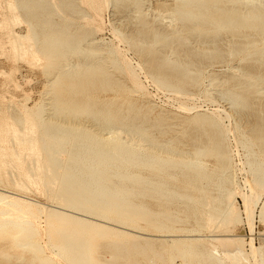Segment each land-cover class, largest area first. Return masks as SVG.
I'll return each mask as SVG.
<instances>
[{"label":"bare ground","instance_id":"obj_1","mask_svg":"<svg viewBox=\"0 0 264 264\" xmlns=\"http://www.w3.org/2000/svg\"><path fill=\"white\" fill-rule=\"evenodd\" d=\"M76 1L77 0H0V29H5L8 34L11 33L10 28L8 26V17L6 14L7 9L12 14L15 25H20L21 21L23 20L28 25V31L26 34H20L16 32L11 33V35L13 36L10 42L11 51L15 54L18 49L21 48L20 41L22 40L33 41L34 44H37V46L40 44L39 39L41 37L39 39L37 38L39 34L36 33V26L34 25L37 23L25 20L24 16L21 13L22 11L26 10L28 7H33V9H42L45 14V11L47 9L48 11H50L51 14L53 13L55 17V13H58L55 11L57 8L59 9L61 7L66 6L69 7L70 12H72L74 10L73 8L77 6ZM110 1L115 7L121 4L125 5L127 4L126 2L129 0H106V5L109 4ZM155 1L156 0H154V2ZM88 2L93 11V16L90 17L93 25L90 26L91 23L86 24L87 21H85L86 26L89 25L91 29L89 32L82 36L81 40L75 41V44L74 46H72V49L77 48L76 51H79L78 48L83 47L84 49L82 48L83 50L79 51L80 53H83V51L87 52V54L88 52L90 53V51H100L101 53V51H105L103 47L107 45H103V42L100 43V40H97V36H95V30L101 29V0H88ZM134 2L141 4V0H134ZM174 2L176 9L172 11L173 16L170 13L171 17H169L172 18L171 21L176 20L182 22L183 28L185 27L189 31V33L187 32L188 34L185 38H182L183 36L179 38L178 44L180 45V47L183 46L185 47V49L187 47H191L189 45L192 43V41L190 43L191 38L194 39L200 46V42L203 45L207 46V49L203 51L198 50L193 54L196 60L197 58H199L200 63L205 58L212 61L218 57H221L220 60L222 63V61H224V57H226L224 55H227L224 54L220 48L214 46L218 41L216 42L215 39L211 42L205 40V38L207 37L206 34L209 31H207V33L202 31H196V28L199 27V25H196L200 22L203 21L202 23H204L205 21H208V24L210 25L216 21L220 22L221 25L217 27L218 32L219 30L224 29L231 36L240 40L238 46L237 44L236 46L235 44H233V47L237 55L241 54L243 57L244 54V57L240 59L242 61H245V64L240 63L241 65L239 64L240 66H237V70L245 78H242L243 82H240V84L235 83L234 86L232 85V87H235V85L237 84L240 88L238 90H243L244 92L241 93L242 91H239L240 93H235L237 92V90L235 91L233 89L227 88L228 86L223 90L216 91L219 86V88L222 89L221 83L225 86V83H227L228 81L225 77L219 78L214 76V78L209 79V82L207 84L208 89L204 88L207 90L204 91V93L206 92L207 94V92L213 93V91H216V93H219L221 99L229 103V106L231 108L236 107L235 105L238 104V102L239 104L241 102V104L243 103V107H241V104L239 105L241 107L240 112H242L243 108V110L248 113V94L250 95V93L253 92L258 95L263 94L264 97V87L258 86L264 84V72H262V69L264 70V0H174ZM143 3H145L144 0ZM5 4L7 6H5ZM144 5L147 6L148 4L145 3ZM156 5L153 6L155 7ZM48 6L50 7L49 9ZM208 7L211 8L210 18L207 16L208 13L205 11ZM33 9H30L29 16L36 17V15L39 14H36V12L33 15L31 13L33 12ZM80 9L74 12L80 15L81 13H83ZM149 9L147 8V10ZM48 11L46 14H48ZM133 11L132 13H134ZM70 12L66 14L69 15ZM136 12L138 13L139 10H136ZM50 13L49 15L51 16ZM61 13H65V11L63 12L62 10ZM61 13L58 14L61 15ZM124 13H122L123 17L125 16ZM143 13L142 15H144ZM53 14L51 17H53ZM87 14H85V16ZM63 15L61 16L67 18L66 15ZM46 16L48 17V15ZM126 16L130 17V15L128 16V14ZM160 17L162 16L160 15ZM72 18H74V16ZM80 18H82L83 20L87 19L83 17ZM150 18L149 21H151ZM131 19H133V17ZM47 20L48 19H46V21ZM137 20L135 19V21ZM140 20L138 21L140 22ZM53 21L55 20L53 19ZM168 21L171 22L170 20ZM64 22L70 23L69 20H66ZM174 22L172 23L174 24ZM44 23L45 22H43V24ZM48 23L49 22H46L47 25H49ZM72 23L75 24V22ZM38 24L40 25V23ZM169 24L173 25L171 23ZM169 24L167 26H169ZM184 24H190L191 26H184ZM139 25H137L136 28H138ZM60 27H63L62 24L60 25ZM150 27H146L147 31L150 32L146 33V29H143L142 31H145V34L151 36V39L153 41H151L152 44H154V42L157 43L158 39L162 40V38H159V33L155 29H151ZM12 28L14 27L12 26ZM40 28L43 29L45 28V26H41ZM47 28L48 26L44 31H47ZM59 28L57 26L56 30H59ZM115 28L117 27H114V29ZM119 28L121 30V27ZM63 29L65 31L64 27ZM168 29H171V27ZM197 29L201 30V28ZM49 30L50 29L48 28V32ZM212 31H214V34L216 36V29ZM222 31H220V34L218 35H221ZM138 32L140 33V31ZM174 32L176 31L174 30ZM39 33H41V31H39ZM47 33L45 35H47ZM51 33L52 32H49V34ZM70 35H72V33ZM51 36H56V34H51ZM58 36H62L61 33ZM163 36H165V32ZM175 36L177 37L176 33ZM46 37L47 36L43 38ZM116 37L118 39L117 41H121L120 37L122 36L117 35ZM176 37L173 38L178 39ZM220 37L223 36L221 35ZM43 38H41V40ZM136 38L138 39L139 36ZM165 38L167 40L169 36L168 38ZM217 38H219V36ZM51 39L49 38V41L51 43H49L50 46L52 45L54 48L59 46V41H57L58 39L55 40L53 39V37H51ZM8 40L9 38L7 37V41ZM166 40L163 39L162 41L165 42ZM165 44H167V42H165ZM169 46L171 47L170 43L166 47ZM48 48L49 47H47V49ZM106 48L107 53H104L111 54L114 57V60L118 63L120 70L127 73L128 77H130L129 80L132 81V88L130 87L132 92L138 93L139 91H143L144 87L140 82H138L137 79L139 77L138 75H136L137 73L133 69V66L127 61L128 58L126 57V55L124 58H122V60H120L118 55V49H116L114 46ZM139 49L145 50V48L143 49L142 47ZM174 49H176V47ZM150 50L149 52H151ZM143 52L144 51H142V53ZM149 52L147 53V57L150 56ZM63 54L64 52L62 53V55ZM70 54L72 53L70 52ZM100 55L101 57L103 56V54ZM138 55L140 56V53ZM228 55H233V52L230 51ZM67 57L66 59L69 58ZM104 57L105 56H103L102 60H104ZM159 57L160 54L158 56V53L154 54L152 58L148 57L150 58L149 60L145 56V62L143 61V64L137 63L139 69H143L145 73L148 74L151 79H153L158 89H167L180 94L181 92H184V85L190 84L195 86L199 83L197 76L198 71L197 73H190L189 71L191 70L188 71L189 68H193V70H196L193 65L197 62H194V64H191L189 62V64L186 65H184L182 62H179L174 68H168L166 66L167 62L164 61V59L161 60V58H164V56H162L161 58ZM231 58H233V56H231ZM106 59L107 58H105V60ZM228 61H230V59ZM102 62L104 63V61ZM75 63L67 64L66 61V66L61 74H66L65 76L67 78H71V74H68V71L73 70L70 68L74 67ZM113 64L114 63H112V66H114ZM231 65L233 67V64ZM100 69L102 70L99 72L100 82L110 83L113 78L112 74L106 73L105 70H103L104 68L102 69L100 67ZM117 69L115 70L117 71ZM89 70L92 71L91 68ZM109 70L111 71V67ZM232 70L229 69V71ZM84 71L85 70L82 71L83 74ZM86 71L87 74L88 72H90L88 71V69ZM97 71H99V69ZM216 73L218 72H215L214 75H216ZM237 74L234 75L238 77L239 75ZM155 75L156 77H154ZM59 77L61 76L55 75L54 80ZM201 79L202 78H200V80ZM216 82L220 85L216 84ZM214 84L215 86L213 87L217 88L216 90H213L211 89L212 87H210V85L212 86ZM227 84L230 83L228 82ZM217 85L218 87H216ZM255 86H257V88ZM75 87V84H71L70 86L71 89H74ZM71 89L69 91L73 92ZM68 94L70 93L68 92ZM183 94H181V96H183ZM178 96L180 97V95ZM188 96L187 97L190 99L195 98V96ZM200 96L198 97L200 98ZM27 97L29 98L28 94ZM53 97V100L50 98V100L53 101L52 103H45L44 99H39L40 101H36L32 106H28V104H26L27 102H22L20 104L21 108H17L19 112V116L17 117L0 116V181L4 180L5 178H7V180L8 178H12L10 184L13 185L12 187L18 190H24L25 188H29V190L31 191L30 188H34V190L43 188L47 191L46 193H49V195L53 194V199L57 200L60 205L62 204L67 208L64 209L63 207H57L59 209L66 210L59 211L60 213L58 212V216L60 217L59 220L62 221V225L64 224V222H66L67 224L72 226L71 229L65 228L64 226H62L61 228L55 227L52 231H49L46 234L48 243L46 245L52 248V254H54V256L58 259V261L56 262H59L60 258H64V260L68 264H172L174 260L178 257H187L189 264H247L244 253V245L246 244L244 241V234H238V232L232 234L228 232L229 235L232 236V239H218L220 238H216L218 234L216 235V233H213L217 230L219 225L229 226L228 224L230 223H234L235 225V222H240V220H242V218L240 219V215L243 209L238 206L237 197H242L245 200V205L243 206H245L244 208L247 216L246 219L248 221L250 229H254V215H257V218L259 217V221L264 222V160L260 157L261 155H258V153H262V151H255V148L252 147L254 143H252L247 136L245 137L243 135V137H241L243 139L239 140L241 141L239 145L243 151L244 161L241 163L242 166L239 167V160H237V163L235 161L236 159H234V155H237L233 154L234 151L232 143L234 142L231 143L229 140V136H227L230 131L234 133V125L238 124L235 123V121L233 122V119L231 117L234 115L235 112H237V109L235 111L234 109H231L232 111H234V113L232 112L233 115H230L231 112L225 113L226 119H228V121L230 122V125L228 123L229 126H227L223 123L221 116L219 115L220 112L218 113L217 110L211 111L210 114H205L200 113L198 111L199 108L197 109L194 103H192L193 105H186L187 103L181 104L180 107L186 110V113L192 112L186 117H184L183 125L184 128L185 125L187 126V130H191V132H194V137H192L193 140L190 142L191 149H180L177 147V149H174L172 147L173 138L163 140L159 138L160 134L165 133L166 127L173 125L172 123L166 122V111L161 110L159 111L160 113H158L157 116L151 117L153 105H148V102L145 99H142V102L144 104L140 108L136 106L138 109L130 108L127 113H124L121 111L120 108L115 109L114 107L109 106L107 103L102 104L98 100H80L76 99L75 97H63V99H61L57 104L55 95ZM255 97L257 98L256 95ZM25 101H27V99H25ZM255 102L254 104H256ZM11 103L14 104V102ZM17 103L18 102H16V104ZM236 108H238V106ZM7 110V108L6 110H0V113H5L7 112ZM260 110L258 108L257 111L253 112L254 123L252 121L251 124H254L255 126V121L257 120V124L259 125L256 124L257 129L253 127V131H251V134L255 131L264 132V117L262 116L263 114ZM14 115L16 116V113ZM80 115H86L85 117L91 119L93 125L89 126L87 124L89 126L87 127L86 125H80V121L78 123L77 121L75 122V119H77V117H79ZM68 116L71 117V119ZM250 120H252V118H250ZM176 124H174V126H176ZM246 124L251 125L250 121ZM179 125L180 123L178 124V126ZM132 134H136L138 138L135 137L136 139H133ZM180 134V136H185V133ZM248 134H250V131H248ZM257 134L255 133V135L257 136V141L260 140L262 144H264V138L260 136L261 134ZM252 135L254 136V133ZM177 136L175 137V139L179 143H181L183 147V145L185 144L184 141H180V136L178 138ZM256 136L254 137L256 138ZM262 144H259L260 147L258 149L262 147ZM234 146L237 147V145ZM208 152L210 154L209 157L214 155V164H211L208 161V155L206 157V154ZM42 153H44V157L42 156ZM172 154H174L177 159H174ZM183 154H186V156ZM177 177H180L183 180L180 183L178 182L179 184L175 183L177 181L174 182ZM5 188L3 189L0 185V256L3 257L2 259L5 258L7 261L14 260L16 261V263L20 264L26 260L24 252L28 253L32 250L35 253L40 254V257H38V263L41 264L42 262L43 264V262L49 259L48 257L50 255H42L44 250L42 249V244L38 242V237L40 235L38 232L39 220L37 218V215H35L32 209L29 207V202H31L32 200L30 201V198L23 195H19L15 192V190L13 192L9 190V188ZM43 189L42 191H44ZM245 189H247L246 191L249 190V192H245ZM177 200H186V205L184 208H186L187 211L181 210L179 207L174 205V202ZM58 205L59 204H57V206ZM7 208L16 212L17 215L12 217L6 214L7 212H5V210ZM10 210L9 212H11ZM46 210L48 211V209ZM43 211L45 212V210ZM67 211H69L70 213H66ZM110 213H113L117 218L112 219L108 215ZM108 220L115 222L116 225L111 224ZM137 220L143 221L145 223V226L147 225L150 228L152 227L159 232H166L171 229L173 231H188L191 232V235L188 236L189 238L185 239H182V236V238L180 239H162L155 238V236L154 238H150L151 234L149 235V237H146L142 235L144 233L139 230L140 227L137 223ZM141 221H139V224ZM224 226L222 227V229L224 228ZM235 227L236 226H234V229ZM203 229H208V232H210V234L201 233V230ZM79 230L80 233L77 232ZM218 231H221V229L219 230L218 228ZM226 231L231 232V229H227ZM163 236H165V234H163ZM99 239L104 240V242H97ZM208 240H214L216 241V244L212 243L213 241L209 242ZM218 246H220V251L218 249ZM249 246V255L255 260H259L261 263L264 264V245L256 246L255 244H253L252 241H250ZM15 247L20 248L21 252H16L14 250ZM46 248L47 247H45V249ZM50 251L46 250V252ZM251 257H249L248 259H250ZM29 258L30 257H28V259ZM48 261H50V264H55L53 263L55 259L52 260L53 262H51V260ZM62 261L63 260H61V262ZM184 263L187 264V262ZM255 264H257V262Z\"/></svg>","mask_w":264,"mask_h":264},{"label":"rangeland","instance_id":"obj_2","mask_svg":"<svg viewBox=\"0 0 264 264\" xmlns=\"http://www.w3.org/2000/svg\"><path fill=\"white\" fill-rule=\"evenodd\" d=\"M80 1H81V3H80ZM132 1V2H131ZM150 1V2H149ZM77 2V6L75 7V8H73L74 10L72 11V9H71V11L73 12V14H72V12H70V8L69 7H66V6H64V7H61V8H57L55 11L56 12H58V13H61V11L63 10V12L65 11V13H61V15H63V16H67V18L66 17H62L61 15H59L58 13H55V17H54V14H53V17H51L52 16V14L50 13V11H48L47 9H46V13H47V11H48V14H44V12L42 11V9H36V8H34L33 9V7L32 8H27L26 10H24V11H22L21 13H22V15L24 16V18H25V20H29V21H32L33 23H40V25L38 24V28H37V24H34L35 26H36V28H35V30H36V33H38L37 35V38L39 39L40 37L41 38H43V37H45V36H47L46 38H43L42 40H41V38L39 39V45L37 46V44H34V42L33 41H26V40H22V41H20V45H21V48H19L18 49V51L14 54L12 51H11V40H12V38H13V36L11 35V33H20V34H26L27 33V31H28V25L25 23V21L23 20V21H21V24L20 25H15V23H14V21H13V16H12V14L10 13V11L7 9L6 10V14H7V17H8V26H9V28H10V31H11V33L10 34H8L7 33V31L5 30V29H0V35H2V36H0V110H6V108L8 109L7 110V112H1L0 113V116L1 117H5V116H9V117H17V116H19V112H18V110H17V108H21V103L22 102H27L26 104H28V106H32L36 101L38 102V101H40L41 99H44V101H45V103H52L53 101H51L50 100V98L53 100V96L55 95V97H56V102H57V104L59 103V101L61 100V99H63V97H65V98H76V99H80V100H84V99H90V100H98V101H100L102 104H105V103H107L109 106H112V107H114L115 109L116 108H120L121 109V111L122 112H124V113H127L128 112V110L131 108H135V109H138V108H140L144 103L142 102V99H145L147 102H148V105H153V111H152V113H151V117H154V116H157V114L158 113H160L159 111H161V110H165L166 111V113H165V117H166V122L167 123H172L173 125H171V126H169V127H166V131H165V133H163V134H160L159 135V138L160 139H170V138H173V141H172V147L174 148V149H177V148H180V149H191V146H190V142L193 140V138L192 137H194V132H191V130H187L188 128H187V126L185 125V128H184V117H186L187 115H189L190 113H192V112H189V113H186L187 111L186 110H184V109H182L181 107H180V105L181 104H186V105H188V104H190V105H193L192 103H194L195 105H196V108L198 109V111L200 112V113H205V114H210L211 113V111H218V113H219V115L221 116V119H222V121H223V123L224 124H226L227 126H229L230 125V122L228 121V119H226V114L225 113H230L231 112V114L230 115H233V113H234V111L236 110L237 112H235L234 113V115L233 116H231L232 117V119H233V122L235 121V123H238V124H240V125H238V124H236V125H234V133L233 132H229L228 134H227V136H229V140H230V142L232 143V142H234V143H232V145H233V154H237V155H234V159H236L235 161L237 162V160H239V167H241L242 166V162L244 161V156H243V151H242V148L240 147V143H241V141H239V140H242L243 138H241V137H243V135L246 137H248L249 139H250V141L252 142V143H254V145L252 146L253 148H255V151H262V153H258V155L264 160V150H262V149H264V144H262V142L259 140V141H257V136L255 135V133L257 134V135H259V134H261L260 136L261 137H263L264 138V132H252V134L254 133V136H256V138L251 134V131H253V127H255L256 129H257V127H256V124H257V120L255 121L256 123H255V126H254V124H251L252 123V121H253V123H254V117H253V112L254 111H257L258 110V108H259V110L261 111V113L263 114L262 116L264 117V107H263V105H264V97H263V94H260V95H258V94H256V93H250V95L248 94V99L250 100V102H249V100H248V103H247V105H248V107H249V109H248V107H247V112L248 113H246L244 110H243V108H242V112H240L241 111V107H243L242 106V104H241V102H240V104H241V107L239 106L240 104H239V102H238V104H236L235 106L237 107L238 106V108H236V107H234V108H231L230 106H229V103L226 101H224L223 99H221L220 98V96H219V93H216V91H220V90H223V89H225L227 86V88H230V89H233V90H237V92H235V93H240L241 91V93H243L244 91L243 90H238V89H240L239 87H238V85L236 84L235 85V87H232V85L234 86V84L235 83H238V84H240V82H243V80H242V78L244 79L245 77L237 70V66H240L242 63L243 64H245V61H242L241 59L244 57V54H243V57H242V55L241 54H236L235 53V51H234V45L233 44H235V46H236V44H237V46H238V43H239V39L238 38H235V37H233V36H231L229 33H227V31L226 30H224V29H222V30H219V32L220 31H222V33H221V35L223 36V37H220L221 35H218V34H220L218 31H217V27L218 26H220L221 24H220V22H214V23H212L211 25L210 24H208L209 22L208 21H205L204 23H202V22H200L199 24H197L196 26H198L199 25V27H197V28H201V30L200 29H197L196 28V31H202V32H206L207 33V31H209L207 34H206V38H205V40L206 41H212V40H214L215 39V41L217 42L214 46H216V47H218V48H220L222 51H223V53L224 54H227V55H224V56H226V57H224V61H222V63H221V60H220V58L221 57H218V58H216V59H214V60H208V59H203L202 61H201V63L199 62V58H197V60H196V58L193 56V54H194V52H196V51H203V50H205V49H207V46H205V45H203L201 42H200V44H201V46L194 40V39H190V43H191V41H192V43L191 44H189L191 47H187L186 49H185V47H183V46H181L180 47V45L178 44L179 43V38H181L182 36V38H185L186 36H187V34L189 33V31H188V29L187 28H183V24H182V22H180V21H176V20H173V21H171L172 20V18H170L171 17V14H172V16H173V12L172 11H174L175 9H176V7H175V2H174V0H156L155 2H154V0H144V2L146 3V4H148L147 6H145L144 4L145 3H143V0H141V4H139V3H135L134 2V0H129V1H127L126 3L127 4H125V5H117V6H119V7H117V6H113L112 5V3H111V1H110V3L109 4H107L106 5V0H101V4H102V12H101V19H100V27H101V29H96L95 30V36H97L96 37V39L97 40H100L99 42L101 43V42H103L104 44L103 45H106V46H104L103 47V49L105 50L104 52H106L107 53V48L106 47H110V46H114L116 49H118L119 51H118V55H119V59L120 60H122V58H124L125 57V55H126V57L128 58V60H127V58H126V60L129 62V64H131L132 66H133V69L135 70V72L137 73H135L136 75H138V82H140L142 85H143V87H144V89H143V91H139L138 93H136V92H132V90H131V88H132V81L131 80H129L130 79V77H128V75H127V73H125L124 71H122V70H120V68H119V65H118V63L114 60V57L111 55V54H106V53H104L103 51H101V53H100V51H90V53H92V54H90L89 52H88V54H87V52H85V51H83V53H80L79 51H82L83 49L82 48H78L79 49V51H76L77 50V48H74V49H72V46H74V44H75V41L77 40H81L82 39V36L84 35V34H86L87 32H89L90 31V29H91V25H93V23L91 22V16H93L92 14H93V11H92V9H91V7H90V4H89V2H88V0H77L76 1ZM168 2V3H167ZM174 4H173V3ZM142 3H143V5H144V7H143V5H142ZM154 3V4H153ZM163 3V4H162ZM165 3V4H164ZM157 4V5H156ZM172 4V5H171ZM153 5H156L155 7L153 6ZM164 5H166V6H163ZM5 6H7L6 4H5ZM151 6V7H150ZM169 6H172V7H169ZM77 7H79V8H77ZM107 7V8H106ZM122 7V8H121ZM140 7V8H139ZM149 7H150V9H149ZM153 7V8H152ZM50 7L48 6V9H49ZM77 8V9H76ZM81 8V9H80ZM83 8V9H82ZM85 8V9H84ZM132 8V9H131ZM134 8H135V10H134ZM144 8H146V9H144ZM147 8L149 9V10H147ZM158 8V9H157ZM168 8V9H167ZM169 8H170V10L171 9H173V10H169ZM30 9H33V12H31L33 15L36 13V14H39V15H36V17H34V18H36V19H34L32 16H29V11H30ZM36 9V10H35ZM82 10V12L83 13H85V14H87L88 12V14L85 16V14H83V13H81L80 15L79 14H77L76 12H74V11H78V10ZM118 9V10H117ZM124 11H123V10ZM129 11H127V10ZM141 9V10H140ZM142 9H143V11H142ZM159 9H160V11H159ZM165 9V10H164ZM208 9V10H207ZM58 10V11H57ZM84 10V11H83ZM123 12H122V11ZM131 10V11H130ZM134 10V11H133ZM136 10H139V14L136 12ZM167 10V11H166ZM169 10V11H168ZM67 11H69L70 12V16L68 15V14H66V13H69V12H67ZM87 11V12H86ZM132 11L134 12V13H132ZM146 11V12H145ZM163 11V12H162ZM165 11V12H164ZM208 14H207V16L210 18L211 17V8H206V10H205ZM39 12H41V13H39ZM126 12H128V13H125ZM130 12H131V14H130ZM144 12V13H143ZM49 13L51 14V16L49 15ZM74 13H76V14H74ZM91 13V14H90ZM122 13H124V17H123V14ZM142 13L144 14V15H142ZM146 13V14H145ZM148 13V14H147ZM171 13V14H170ZM60 16H58V15ZM85 16H83V15ZM128 14V16L130 15V17H127L126 15ZM134 14V15H133ZM139 16H138V15ZM154 14H155V16H154ZM41 15H44V16H41ZM46 15H48V17L46 16ZM82 15V16H81ZM137 15V16H136ZM141 15V16H140ZM146 15H147V17H146ZM149 15V16H148ZM160 15L162 16V17H160ZM166 15H168V16H166ZM74 16V18H72ZM80 16V17H83V18H90V19H86V20H83L82 18H78V17ZM87 16H89V17H87ZM144 18H143V17ZM150 16H151V18H150ZM170 16V17H169ZM43 17H44V19H43ZM47 17V18H46ZM56 17H59V18H56ZM133 17V19H131ZM136 17V18H135ZM142 17V18H141ZM150 18V20L151 21H149V18ZM156 17H158V18H156ZM38 18H39V21H38ZM41 18V19H40ZM68 21L69 20V22L70 23H67V22H64V21H66L65 19ZM128 18V19H127ZM139 18V19H138ZM140 18H141V20H140ZM161 18V19H160ZM163 18V19H162ZM166 18H168V19H166ZM34 19V20H33ZM46 19H48L47 21H46ZM50 19H52V20H50ZM53 19L55 20V21H53ZM64 19V20H63ZM135 19L137 20H140V22L137 20V21H135ZM146 21H145V20ZM148 19V20H147ZM0 20H1V11H0ZM35 20H37V21H35ZM42 20V21H41ZM83 22H82V21ZM168 20H170L171 22H169ZM51 21V22H50ZM81 21V22H80ZM85 21H87L86 22V24L87 23H91L90 24V26L89 25H87L86 26V24H85ZM90 21V22H89ZM144 21V22H143ZM148 21V22H147ZM153 21V22H152ZM156 21V22H155ZM166 21V22H165ZM175 21V22H174ZM43 22H45L44 24H43ZM46 22H49L48 24L49 25H47L46 24ZM55 24H54V23ZM62 22H64V23H62ZM72 22H75V24H73ZM142 22V23H141ZM172 22H174V24L172 23ZM178 24H177V23ZM207 22V23H206ZM14 23V24H13ZM41 23H42V25H41ZM76 23H78V24H76ZM148 23V24H147ZM151 23H153V24H151ZM169 23H171V24H173V25H170ZM206 23V24H205ZM218 23V24H217ZM58 24V25H57ZM62 24V26L65 28V31L67 32H65L64 31V29H63V27H60V25ZM65 24V25H64ZM85 24V25H84ZM141 26H140V25ZM143 24V25H142ZM155 24V25H154ZM165 24V25H164ZM169 24V26H167ZM208 24V25H207ZM45 26V28H43V29H41L40 27L42 26V27H44ZM55 25H57L58 26V28H59V30L57 29L56 30V28H57V26H55ZM78 25V26H77ZM137 25H139V27L138 28H136L137 27ZM148 25V26H147ZM191 26L190 24H184V26ZM215 25H216V27H215ZM12 26L14 27V28H12ZM40 26V27H39ZM48 26V28L50 29L49 30V32H52L51 34L52 35H55L56 34V36H51V34H49V32H48V28H47V31H44V30H46V27ZM50 26H53V27H56V28H53V27H50ZM66 26V27H65ZM74 26H75V28H74ZM80 26V27H79ZM86 26V27H85ZM151 26V27H150ZM160 26V27H159ZM166 26V27H165ZM212 26H214V27H212ZM69 27V28H68ZM72 27H73V29H72ZM114 27H117V28H115L114 29ZM119 27H121V30H120V28ZM143 27V28H142ZM145 27V28H144ZM151 28V29H155L158 33H159V38H162V40L163 39H165L166 40V38L165 37H167L168 38V36H169V38L165 41V42H167V44H165V42L164 41H162L161 39H158L157 40V43L156 42H154V44H152V39H151V36L150 35H147V34H145V31L143 32L142 30L144 29H146V33H148V32H150V31H147V28ZM153 27V28H152ZM157 27H158V29H157ZM171 27V29H168V28H170ZM175 27V28H174ZM178 28V29H177ZM52 29H53V31H52ZM61 29H62V31H61ZM115 31H117V32H115ZM117 29V30H116ZM138 29H141V30H138ZM163 29V30H162ZM167 29V30H166ZM216 29V32H217V35L215 36V34H214V31H212V30H215ZM38 30V31H37ZM76 30H77V32H76ZM172 30V31H171ZM174 30L176 31V32H174ZM181 30V31H180ZM39 31H41V33H39ZM58 31V32H57ZM71 31V32H70ZM137 31V32H136ZM138 31H140V33L138 32ZM161 31V32H160ZM210 31H211V33H210ZM42 32H43V34H42ZM48 32V33H47ZM61 33V35L62 36H58V35H60V33ZM74 32V33H73ZM76 32V33H75ZM119 32V33H118ZM164 32H165V36H163L164 35ZM177 32H178V34H177ZM188 32V33H187ZM213 32V33H212ZM215 32V33H216ZM4 33V34H3ZM47 33V35H45ZM57 33H59V34H57ZM63 33V34H62ZM72 33V35H70V34ZM116 33H117V35H120V36H122V37H120L121 38V41H117L118 39H117V35H116ZM145 34V37H144V34ZM175 33H176V35H177V37L175 36ZM180 33V34H179ZM182 33V34H181ZM225 33V34H224ZM69 34V35H68ZM74 34V35H73ZM98 34V35H97ZM123 34V35H122ZM141 34V35H140ZM172 34H174V35H172ZM208 34H209V36H208ZM230 35V36H228V35ZM5 35V36H4ZM68 37H67V36ZM113 35V36H112ZM127 35V36H126ZM129 35V36H128ZM136 35H138L139 36V38L137 39L136 37H138V36H136ZM172 36V38H171V36ZM212 35V36H211ZM10 36V37H9ZM43 36V37H42ZM49 36V37H48ZM53 37V39H55V40H57V41H59L58 42V45L59 46H57L56 48H54L52 45V47L50 46V41H49V38L51 39V37ZM64 36H66V37H64ZM73 36V37H72ZM141 36V37H140ZM215 36V37H214ZM219 36V38H217ZM6 37V38H5ZM7 37L9 38V40L7 41ZM56 37V38H55ZM58 37V38H57ZM70 37H71V39H70ZM116 37V38H115ZM176 37V38H178V39H174V38ZM144 38V39H143ZM146 38H149V39H146ZM217 38V39H216ZM222 38V39H221ZM231 38H232V40H231ZM4 39V40H3ZM116 39V40H115ZM151 39V40H150ZM233 39H235V40H233ZM238 39V40H237ZM6 40V41H5ZM64 40V41H63ZM146 40V41H145ZM159 40H161V41H159ZM41 41H44V42H41ZM46 41H49V42H46ZM51 41H52V39H51ZM107 41V42H106ZM109 41H111V42H109ZM142 41V42H141ZM152 41V42H151ZM159 41V42H158ZM169 41V42H168ZM171 41V42H170ZM7 42V43H6ZM64 42V43H63ZM66 42V43H65ZM106 42V43H105ZM149 42V43H148ZM161 42V43H160ZM231 42V43H230ZM232 42H234V43H232ZM48 43V44H47ZM50 43V44H49ZM156 43V44H155ZM170 43V45H171V47L169 46V47H166V46H168V44ZM3 44V45H2ZM18 44V43H17ZM160 44V45H159ZM195 44V45H194ZM197 44V45H196ZM67 45V46H66ZM116 45V46H115ZM141 46V45H144V46H141L143 49L145 48V50H142V49H139V48H141V47H139V46ZM153 45V46H152ZM166 45V46H165ZM178 45V46H177ZM228 45V46H227ZM137 46V47H136ZM147 46V47H146ZM154 46H155V48H154ZM161 46V47H160ZM164 48H163V47ZM173 46V47H172ZM194 46V47H193ZM213 46V47H214ZM4 47V48H3ZM47 47H49L48 49H47ZM60 47V48H59ZM133 47V48H132ZM137 49H136V48ZM150 47V48H149ZM157 47H159V48H157ZM176 47V49H174ZM178 47H179V49H178ZM233 47V48H232ZM51 48H52V51H54V52H52L51 51ZM54 48V49H53ZM58 48V49H57ZM69 48V49H68ZM192 48V49H191ZM203 48V49H202ZM223 48V49H222ZM236 48V47H235ZM56 49V50H55ZM71 49V50H70ZM136 49V50H135ZM150 49H153V50H150L151 52H149V50ZM154 49H156V50H154ZM164 49V50H163ZM66 50V51H65ZM166 50V51H165ZM167 50H169V51H167ZM176 50V51H175ZM184 50V51H183ZM194 50V51H193ZM49 51V52H48ZM55 51H57V52H55ZM60 51V52H59ZM68 51H69V53H68ZM77 52V54H76V52ZM137 51H141V52H137ZM142 51H144L143 53H142ZM149 52V54H150V56H148V57H153L154 56V54H157L158 53V56H159V54H160V57L159 58H161L162 56H164V58L162 57L161 58V60H163L164 59V61H166L167 62V65H166V62H165V65L168 67V68H174L175 66H176V64L177 63H179V62H182L184 65H186V64H189V62L192 64H194V62L196 63V64H194L193 65V67H195L196 68V70H193V68H189L188 69V71L189 70H191V71H189L190 73H192V72H196L197 73V71H198V73H197V76H198V81H199V83L197 84V85H190V84H186V85H184V88H183V93L181 92L180 94L179 93H175V92H173V91H171V90H167V89H158L157 87H156V85H155V83H154V81H153V79H151V77H149L148 76V74H146L145 73V71L142 69V70H140L139 69V67L137 66V63H141V64H143L144 62H145V56H146V58L149 60L150 58H148L147 57V53ZM162 51V52H161ZM175 51V52H174ZM186 51V52H185ZM230 51H232L233 52V55H231V56H233V58H231V56H229L228 55V53L230 52ZM48 52V53H47ZM53 54H52V53ZM64 52V54L62 55V53ZM70 52L72 53V54H70ZM79 52V53H78ZM103 52V53H102ZM127 52V53H126ZM137 52V53H136ZM193 52V53H192ZM51 53V54H50ZM61 53V54H60ZM75 53V54H74ZM109 53V52H108ZM121 53V54H120ZM140 53V56L138 55ZM57 54V55H56ZM86 54V55H85ZM100 54H103V56H105L104 57V60H102L103 59V56L101 57V55ZM144 54V55H143ZM161 54H163V55H161ZM175 54H177V55H175ZM184 54V55H183ZM69 55V56H68ZM99 55V56H98ZM142 55H143V57H142ZM186 55H188V56H186ZM235 55V56H234ZM241 55V56H240ZM52 56H54V57H52ZM69 58H68V57ZM88 56V57H87ZM97 56V57H99V58H95V57ZM109 56V57H108ZM190 56V57H189ZM229 56V57H228ZM52 57V58H51ZM59 57V58H58ZM66 57L68 58V59H66ZM90 57V58H89ZM100 57H101V59H100ZM121 57V58H120ZM187 57V58H186ZM194 57V58H193ZM105 58H107L106 60H105ZM111 58V59H110ZM133 58V59H132ZM141 58H143V59H141ZM173 58V59H172ZM241 58V59H240ZM70 59V60H69ZM98 59H99V61H100V63H99V61H98ZM226 59H227V61H226ZM230 59V61H228ZM50 60V61H49ZM56 60V61H55ZM98 62H97V61ZM104 61V63L102 62V61ZM107 60H108V62H107ZM112 60V61H111ZM157 60H158V58H157ZM196 60V61H195ZM205 60V61H204ZM207 60V61H206ZM234 60H235V62H234ZM239 60H241V61H239ZM47 61H49V62H47ZM65 61V62H64ZM66 61H67V64H70V63H75V66L74 67H72V68H70V69H73V70H69L68 71V74H71V78H67L64 74L62 75L61 73H62V71L64 70V68H65V66H66ZM71 61V62H70ZM111 61V62H110ZM141 61V62H140ZM144 61V62H143ZM233 61V62H232ZM239 61V62H238ZM69 62V63H68ZM88 62H90V63H88ZM116 62V63H115ZM213 62V63H212ZM231 62V63H230ZM87 63H88V65H87ZM111 63V64H110ZM112 63H114L113 65L114 66H112ZM203 63H204V65H203ZM230 63V64H229ZM241 63V64H240ZM91 64V65H90ZM98 64H100V65H98ZM117 64V65H116ZM231 64H233V67H232V65ZM240 64V65H239ZM87 65V66H86ZM103 65H104V67H103ZM197 65H199V66H197ZM55 66V67H54ZM61 67V69H60V67ZM99 66V67H98ZM115 66H116V68H115ZM131 66V67H132ZM170 66V67H169ZM228 66V67H227ZM100 67L103 69V70H105V72L106 73H108V74H112V76H113V78H112V81L110 82V83H105V82H100V80H99V72L100 71H102L101 69H100ZM106 67V68H105ZM108 67V68H107ZM110 67H111V71L109 70L110 69ZM138 67V68H137ZM187 67V66H186ZM199 67H200V69H199ZM203 67H204V69H203ZM232 67V68H231ZM86 68V69H85ZM91 68V70L92 71H90L89 69ZM117 69V71L115 70V69ZM234 68V69H233ZM77 69V70H76ZM88 69V71H90V72H88V74H87V70ZM99 69V71H97ZM229 69L230 70H232V71H229ZM76 70V71H75ZM83 70H85L84 71V74L82 73V71ZM95 70V71H94ZM109 70V71H108ZM113 70V71H112ZM223 70V71H222ZM229 72H228V71ZM236 70V71H235ZM78 71H80V72H78ZM199 71H201V72H199ZM235 71V72H234ZM111 72V73H110ZM215 72H218V73H216V75H214L215 74ZM226 72V73H225ZM238 74H237V73ZM262 72H264V70L262 69ZM139 73V74H138ZM10 74V75H9ZM82 74V75H81ZM123 74V75H122ZM224 74H226V75H224ZM237 74V75H239L238 77H236L235 75ZM61 76V77H59V78H57V79H55L54 80V76ZM74 75V76H73ZM213 77H212V76ZM220 75V76H219ZM222 75V76H221ZM232 75V76H231ZM89 76V77H88ZM147 76V77H146ZM200 76V77H199ZM214 76L215 77H219V78H227V81L230 83V84H227V83H225V86L221 83V88L222 89H220L219 87H218V85H220V84H218L217 82H216V84H218L216 87H218V89L217 88H215V87H213V86H215V84L214 85H210V87H212L211 89H213V90H216V91H213V93L212 92H207V94H206V92L204 93V91H207L206 89H208V82H209V79H212V78H214ZM228 76H229V78H228ZM231 76V77H230ZM72 77H74V78H72ZM154 77H156V75L154 76ZM235 77V78H234ZM79 78H81V79H79ZM91 78V79H90ZM200 78H202L201 80H200ZM239 78H241V79H239ZM83 79H85V80H83ZM149 79V80H148ZM228 79H230V80H228ZM241 80V81H239V80ZM52 80V81H51ZM77 80H78V82H77ZM221 80V79H220ZM234 80H236V81H234ZM50 81H51V83H50ZM62 81V82H61ZM230 81H232V82H230ZM59 82H61V83H59ZM73 82V83H72ZM67 83V84H66ZM59 84V85H58ZM71 84H75L76 85V87L74 88V89H71L70 88V86H71ZM106 85H107V87H106ZM155 85V86H154ZM230 85V86H229ZM187 86H189V87H187ZM191 86V87H190ZM194 86V87H193ZM207 86V87H206ZM258 86H261V87H264V84H261V85H258ZM131 87V88H130ZM186 87V88H185ZM197 89H196V88ZM201 87V88H200ZM256 88H257V86H255ZM73 91V92H70L69 90L70 89ZM97 88H99V89H97ZM192 88V89H191ZM194 88V89H193ZM204 88H206V89H204ZM110 89V90H109ZM127 89V90H126ZM200 89V90H199ZM53 90V91H52ZM103 92H102V91ZM147 90V91H146ZM160 90V91H159ZM59 91V92H58ZM99 91V92H98ZM128 91V92H127ZM149 91V92H148ZM240 91V92H239ZM26 92H28V93H26ZM49 92V93H48ZM68 92L70 93V94H68ZM91 92V93H90ZM187 92V93H186ZM190 92V93H189ZM199 92V93H198ZM202 92V93H201ZM52 93V94H51ZM176 95H175V94ZM204 93V94H203ZM212 93V94H211ZM24 94H25V96H24ZM27 94H28V96H29V98L27 97ZM90 94V95H89ZM149 94V95H148ZM180 95V97L178 96V95ZM181 94H183V96H181ZM210 94V95H209ZM213 94H215V95H213ZM217 94V95H216ZM83 97H82V96ZM105 95V96H104ZM188 95H190V96H195V98H193V99H190V98H188L189 96ZM201 95V96H200ZM212 95V96H211ZM255 95L257 96V98L255 97ZM15 96V97H14ZM18 96H19V98H18ZM126 96H128V97H126ZM149 96V97H148ZM186 96V97H185ZM188 96V97H187ZM197 96V97H196ZM198 96H200V98L198 97ZM250 96V97H249ZM258 96H260V97H258ZM21 97V98H20ZM25 98V99H27V101H25V99H23V98ZM43 97V98H42ZM93 97V98H92ZM114 97V98H113ZM118 97V98H117ZM172 97V98H171ZM219 97V98H218ZM261 97H263V98H261ZM13 98V99H12ZM16 98V99H15ZM106 98V99H105ZM188 98V99H187ZM210 98V99H209ZM11 99V100H10ZM40 99V100H39ZM138 99V100H137ZM149 99H150V101H149ZM187 99V100H186ZM254 99V100H253ZM255 99H257V100H255ZM130 101V102H129ZM186 101V102H185ZM255 101H257V102H255ZM10 102V103H9ZM11 102H14V104L13 103H11ZM16 102H18L17 104H16ZM181 102V103H180ZM185 102V103H184ZM254 102L256 103V104H254ZM7 103H9L10 105H12V106H10L9 104H7ZM250 103V104H249ZM140 104V105H139ZM258 104V105H257ZM18 105V106H17ZM134 105V106H133ZM139 105V106H138ZM178 105H179V107H178ZM202 105V106H201ZM257 105V106H256ZM260 105V106H259ZM16 107V108H14V107ZM118 106V107H117ZM138 108H137V107ZM158 106H160V107H158ZM252 106V107H251ZM48 107V106H47ZM251 107V108H250ZM258 107V108H257ZM263 107V108H262ZM13 110H12V109ZM127 108V109H126ZM155 108H157V109H155ZM257 108V109H256ZM159 109V110H158ZM169 111H168V110ZM213 109V110H212ZM222 109H224V110H222ZM229 109V110H228ZM234 109V111H232V110ZM158 110V111H157ZM16 111V112H15ZM222 111V112H221ZM224 111H226V112H224ZM238 111H239V113H238ZM155 112H156V114H155ZM233 112V113H232ZM252 112V113H251ZM16 113V116L14 115ZM181 114H182V116H181ZM222 114V115H221ZM35 115V114H34ZM84 115V114H83ZM83 115H80L79 117H77V119H75V122L77 121V123L79 122L80 123V125H86L87 127H89L90 125H93V122L91 121V119H88V118H86L85 116H83ZM173 115H175V116H173ZM235 116V117H234ZM69 117V116H68ZM82 117V118H81ZM168 117V118H167ZM169 117H171L172 119H173V121H172V119L171 118H169ZM238 117V118H237ZM240 117V118H239ZM247 117V118H246ZM248 117H250V118H252V120H250V118H248ZM70 119H71V117H69ZM68 118V119H69ZM177 118H179V119H177ZM183 118V119H182ZM224 118V119H223ZM245 118V119H244ZM177 121H176V120ZM235 119V120H234ZM239 119V120H238ZM178 120H179V122H178ZM249 122L250 121V124L252 125H249V124H246L247 122ZM170 121V122H169ZM172 121V122H171ZM181 121V122H180ZM83 122H84V124H83ZM173 122H175V123H173ZM176 122H177V124H176ZM89 123H91V124H89ZM180 123V125L178 126V124ZM228 123H229V125H228ZM89 126H88V125ZM174 124H176V126H174ZM182 125V126H181ZM257 125H259V124H257ZM179 128H178V127ZM241 126V127H240ZM251 126V127H250ZM94 128V127H93ZM174 128V129H173ZM242 130H241V129ZM250 128V129H249ZM181 129H184V130H181ZM175 130V131H174ZM178 130V131H177ZM186 130H187V132H186ZM245 130V131H244ZM174 133H173V132ZM181 131H183V132H181ZM185 131V132H184ZM239 131V132H238ZM248 131H250V134H251V136H250V134H248ZM171 132V133H170ZM176 132V133H175ZM180 133H182V134H184L185 136L183 137V135L182 136H180L181 134ZM199 133H201V132H199ZM186 134H187V136H189V137H187L186 136ZM192 134V135H191ZM240 134H242V135H240ZM177 135H179V136H177ZM177 136V138L179 137V140L180 141H184V145H183V147H182V144L181 143H179L176 139H175V137ZM135 137H137L138 138V136L136 135V134H132V138L133 139H136ZM186 137V138H185ZM231 137H232V139H231ZM251 137V138H250ZM262 138V139H263ZM256 140V141H255ZM263 143H264V139H263ZM262 144V147L260 148V149H258L259 147H260V145ZM234 145H237V147H235ZM181 146V147H180ZM177 147V148H176ZM236 150V151H235ZM240 151V152H239ZM257 151V152H258ZM236 152V153H235ZM240 154V155H239ZM183 155H185L186 156V154H183ZM207 155H208V157H207ZM209 152L206 154V157L209 159L208 161L211 163V164H214L215 162H213V160L215 161V158H214V155H212L211 157H209ZM263 155V156H262ZM42 156L44 157V153H42ZM172 156L174 157V159H177V157L174 155V154H172ZM237 158H236V157ZM238 163V162H237ZM244 176V175H243ZM180 177H177L175 180H174V182L175 181H177V182H175L176 184H179L180 182H182L183 180L180 178ZM1 179V178H0ZM10 179V180H9ZM11 179L12 178H8V180H7V178H5L4 180H2V181H0V185H1V187L4 189L6 186V188H9V190H11V191H13L14 192V190H15V192L16 193H18L19 195H23V196H26V197H28V198H30L29 200L31 201V202H29V207L32 209V211L34 212V214L35 215H37V218H38V225H39V228H38V232H39V237H38V242L40 243V244H42L41 246H42V249L44 250V252H43V254L42 255H44V256H49L48 258V260H51V262H53L52 260H54L55 259V261L53 262V263H55V264H68L65 260H64V258H60L59 259V262H56V261H58V259L54 256V254H52V248L50 247V246H48V245H46V244H48L47 243V237H46V234H47V232H49V231H52L55 227L56 228H61L62 226H64L65 228H68V229H71V227L72 226H70L69 224H67L66 222H64V224L62 225V221L61 220H59L60 219V217L58 216V212L59 211H62L63 209H59V208H57V207H60V208H66L65 206H63L62 204L60 205V203L57 201V200H55V199H53V194H50L49 195V193H46L47 191L46 190H44L43 188H39V189H36V190H34V188H30L31 189V191L29 190V188L27 189V188H25L24 190L23 189H15L14 187H12L13 185H11L10 183V181H11ZM179 180V181H178ZM181 180V181H180ZM6 181H8V182H6ZM179 182V183H178ZM9 183V184H8ZM4 185V186H3ZM5 188V189H6ZM14 188V189H13ZM33 189V190H32ZM42 189L44 190V191H42ZM247 189H245V192H249V190L248 191H246ZM19 191V192H18ZM44 193H46V194H44ZM52 195V196H51ZM52 198H51V197ZM32 197V198H31ZM48 199V200H47ZM34 200V201H33ZM237 200H238V206L241 208V209H243L242 211H241V217H240V219L242 218V220H240V222L239 221H237V222H235V225H234V223H230V224H228L229 226H227V225H225V226H227V227H225L224 225V228L222 229V225H219V230L221 229V231H218V228H217V230L216 231H214L213 233L215 234L216 233V238H218V237H220V238H218V239H232V236H230L229 235V233H234L235 234V232L237 233L238 232V234H244L243 236H244V241H245V247H244V253H245V260L247 261L246 263L247 264H255L256 262H257V264H259V263H261L259 260L257 261V260H255L253 257H251L250 255H249V243H250V241H252L253 242V244H255L256 246H259V245H264V222H262V221H259V217L257 218V215H254V219H253V221H254V229L252 230V229H250V227H249V225H248V221H247V216H246V211H245V206H243V205H245V200L242 198V197H237ZM36 201H38V202H36ZM182 201H183V203H182ZM177 200V201H175L174 202V205L175 206H177V207H179L181 210H186V208H184L185 207V201L186 200ZM53 202H55V203H53ZM57 202V203H56ZM44 203V204H43ZM49 203V204H48ZM39 204V205H38ZM41 204V205H40ZM57 204H59L58 206H57ZM43 205V206H42ZM52 206V207H51ZM40 207V208H39ZM45 207H46V209H48V211L45 209ZM57 208V209H54V208ZM52 208V209H51ZM8 209V208H7ZM5 210V212H7L6 214H8V215H10V216H15V215H17V213L16 212H14V211H12V210H10V209H8V210ZM53 210V211H50V210ZM67 209V208H66ZM257 209V208H256ZM9 210L11 211V212H9ZM40 210V211H39ZM43 210H45V212L43 211ZM63 211H66V210H63ZM187 211V210H186ZM188 211H190V210H188ZM51 212V213H50ZM54 212V213H53ZM13 213V214H12ZM60 213V212H59ZM66 213H70L69 211H67ZM244 213V214H243ZM112 219H115V218H117L113 213H110V214H108ZM115 216V217H114ZM114 217V218H113ZM91 220V219H90ZM111 224H115L116 225V223L115 222H113V221H110V220H108ZM139 221H141V220H137V223H138V225H139V230H141V232L142 233H144V234H142V233H136V234H142V235H144V236H146V237H149V235L151 234V236H153V237H151L150 236V238H154V236H155V238H162V239H180V238H182V239H185V238H189L188 236H190L191 235V232H188V231H173V230H169V231H166V232H159V231H156L154 228H150L149 226H145V223L143 222V221H141L140 222V224H139ZM246 221V222H245ZM44 223V224H43ZM237 223V224H236ZM128 224H132V223H128ZM141 226H142V229H141ZM220 226H221V228H220ZM234 226H236L235 227V229H234ZM41 227V228H40ZM145 227V228H144ZM230 227V228H229ZM151 229V231H150V229ZM227 229H231V232L230 231H226ZM44 230H45V232H44ZM137 230V229H136ZM149 230V231H148ZM234 230V231H233ZM82 231H84V230H82ZM170 231H171V234H170ZM219 233H218V232ZM251 231V232H250ZM77 232H79L80 233V230L79 231H77ZM229 232V233H228ZM148 233V234H147ZM175 233V234H174ZM181 233V234H180ZM201 233H203V234H210V232H208V229H203V230H201ZM253 233V234H252ZM163 234H165V236H163ZM251 234V235H250ZM263 234V235H262ZM174 235H175V237H174ZM224 235V236H223ZM44 236V237H43ZM158 236V237H157ZM177 236H178V238H177ZM182 236V237H181ZM225 236H227V237H225ZM250 236V237H249ZM263 236V237H262ZM168 237V238H167ZM222 237H224V238H222ZM215 238V237H214ZM42 241V242H41ZM209 241V240H208ZM213 241V242H212ZM46 242V243H45ZM97 242H104V240H98ZM209 242H212V243H214V244H216V241H214V240H210ZM44 245H46V246H44ZM45 247H47L46 249H45ZM220 248V246H218V249ZM16 252H21V249L20 248H17V247H15V249H14ZM46 250H48V251H50V252H46ZM219 251H220V249H219ZM246 251V252H245ZM28 253H32L31 255L30 254H28ZM24 252V254H25V256H26V260L24 261V262H22V263H20V264H39L38 262H39V258L38 257H40V254L39 253H35L34 251H30V252ZM49 253V254H48ZM39 254V255H38ZM41 255V256H42ZM52 255V256H51ZM247 255V256H246ZM35 258H34V257ZM251 257L250 259H248L249 257ZM28 257H30L29 259H28ZM3 257H1L0 256V260H2V261H0V264H18V263H16V261H14V260H6L5 258L4 259H2ZM52 258V259H51ZM34 260V262H33V260ZM57 259V260H56ZM45 261V262H43V264H50V261ZM61 260H63L62 262H61ZM187 260V261H186ZM249 260V261H248ZM253 260V261H252ZM255 260V261H254ZM176 261V262H175ZM183 261V262H182ZM9 262V263H8ZM31 262V263H30ZM41 262V261H40ZM64 262V263H63ZM184 262H187V264H189V262H188V259H187V257H184V258H181V257H178L177 259H175L174 260V262L172 263V264H185ZM248 262H250V263H248ZM253 262V263H252ZM41 264H42V262H41ZM261 264H263V263H261Z\"/></svg>","mask_w":264,"mask_h":264}]
</instances>
